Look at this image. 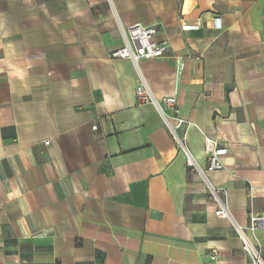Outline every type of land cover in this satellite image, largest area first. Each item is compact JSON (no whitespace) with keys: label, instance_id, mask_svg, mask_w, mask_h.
<instances>
[{"label":"crops","instance_id":"crops-1","mask_svg":"<svg viewBox=\"0 0 264 264\" xmlns=\"http://www.w3.org/2000/svg\"><path fill=\"white\" fill-rule=\"evenodd\" d=\"M120 23L155 26L168 56L112 57ZM140 73L177 94L201 168L228 148L206 176L234 220L250 185L264 214V0H0V264H249Z\"/></svg>","mask_w":264,"mask_h":264},{"label":"built area","instance_id":"built-area-1","mask_svg":"<svg viewBox=\"0 0 264 264\" xmlns=\"http://www.w3.org/2000/svg\"><path fill=\"white\" fill-rule=\"evenodd\" d=\"M215 25L220 27L219 18L215 19ZM192 27H194V25H183L184 29H190ZM120 29L124 39V45L113 51L111 53L112 57L130 59L135 65H138L141 59H156L168 56V42L163 41L155 43L152 40L157 32L155 26L143 25L142 23H133L130 25H122L120 23ZM175 61L178 72H181L184 69L185 61L177 57ZM136 94L138 99L152 103L158 109L164 124L170 131L178 147L184 152L187 164L200 173L204 179L209 189L210 199L217 205L215 211L216 215L221 218L230 219L235 224L236 232L242 241V249L249 258V264H264L260 244L255 234L257 230L264 229V214L259 213L253 207L252 185L249 187V224L243 226L234 220L223 199V195L226 196L227 193L226 188L213 185L206 176V170H219L225 167L223 158L228 153V148L220 144L217 140H211L212 146L208 153L207 167L206 169L201 168L193 159L190 150L184 142L185 133L182 134V131L185 130L191 122L184 116L177 94L165 95L161 99H158L141 73L139 83L136 86ZM93 128L96 129L97 125H94ZM46 142L49 143V141ZM211 257L213 260H217L218 252L213 250Z\"/></svg>","mask_w":264,"mask_h":264}]
</instances>
